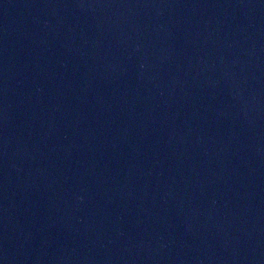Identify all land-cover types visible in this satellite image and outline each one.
<instances>
[{"label":"water","instance_id":"water-1","mask_svg":"<svg viewBox=\"0 0 264 264\" xmlns=\"http://www.w3.org/2000/svg\"><path fill=\"white\" fill-rule=\"evenodd\" d=\"M0 264H264V0H0Z\"/></svg>","mask_w":264,"mask_h":264}]
</instances>
